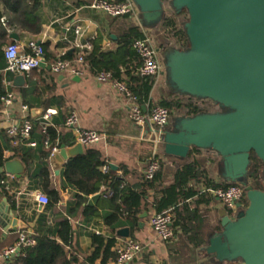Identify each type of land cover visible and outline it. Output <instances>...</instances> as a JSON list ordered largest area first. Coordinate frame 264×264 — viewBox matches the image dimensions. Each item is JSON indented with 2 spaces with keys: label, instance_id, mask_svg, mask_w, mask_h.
Instances as JSON below:
<instances>
[{
  "label": "water",
  "instance_id": "95a60500",
  "mask_svg": "<svg viewBox=\"0 0 264 264\" xmlns=\"http://www.w3.org/2000/svg\"><path fill=\"white\" fill-rule=\"evenodd\" d=\"M131 1L138 11L137 25L148 30L160 26L167 9L176 15L187 13L182 24L186 46H158L165 85L175 95L218 108L179 111L165 128L148 126L156 134V153L183 161L193 149L213 152L220 158L218 176L245 189L247 204H238L235 215L219 209L221 229L208 236L201 251L219 264H264V0ZM11 36L19 38L16 33ZM13 83L25 86L26 74L15 75ZM84 151L81 143L64 144L53 162L60 167ZM254 158L263 166L262 188L250 178ZM110 167L118 169L113 163ZM5 169L20 178L26 166L13 158ZM0 225L6 232L26 227L6 198L0 202ZM130 233L129 227L117 232L122 237Z\"/></svg>",
  "mask_w": 264,
  "mask_h": 264
},
{
  "label": "crops",
  "instance_id": "0c3cea01",
  "mask_svg": "<svg viewBox=\"0 0 264 264\" xmlns=\"http://www.w3.org/2000/svg\"><path fill=\"white\" fill-rule=\"evenodd\" d=\"M93 1L40 0L38 7L34 10L38 15L40 31L34 32L28 28H22L16 23L13 27L8 25L9 21L14 22V15L7 11L4 0H0V10L4 12L3 17L0 19V24L7 28L6 32L0 31L1 52H4L5 47L12 42L25 44L29 39H36L42 42L47 54L40 68L32 72L31 76L26 74L27 84L25 86L14 85L13 79L16 74L6 72L7 63L5 57L0 58V139L7 141V129L9 126L20 125L26 118L31 119L34 124V119H41L48 108H57L59 114L54 116L47 126L58 122L60 130L70 132L73 144H65V146L72 147L76 144V140L73 132L65 128V119L69 110H76L82 127L96 130L103 135V139L99 143L91 146L100 150L109 161V164L104 165L102 170L106 171L110 164L113 163L118 166L117 170H113L122 176L123 169L121 167L125 166L128 170L125 175L127 182L134 185L141 184L144 175H146L150 158L155 154L158 155L155 151L154 138L156 134L149 131L148 126L137 125L129 118V100L123 94H120L111 82H98V75L90 72H87L82 77L68 73L56 74L52 70V62L48 61L49 57L58 58L67 52L70 54L73 52L77 53L82 50V45L88 42L92 44V40L98 37H101L100 43L103 50L116 49L118 44L115 40L117 39V33L123 28L122 26L126 24L137 25V17H128L125 19L126 24H121L124 21L123 17H114L92 8L90 3ZM13 33L18 34L19 38H12L11 35ZM51 76H54L53 82L50 79ZM6 93L14 94L11 104H5L1 100V96ZM165 94L166 85L164 75H162L155 79L151 97L154 101H158ZM58 100L61 102V107L57 104ZM25 105L29 107L28 111L23 109ZM143 109L144 111H149L148 105L143 104ZM34 110L37 112L35 116L33 115ZM42 127L45 129L43 125ZM44 148L47 147L44 145ZM5 155L6 157H11L13 152L6 150ZM14 158L22 161L20 157ZM194 158L205 160V167L210 176L215 181L222 180L218 176L217 168L220 158L215 153L201 150L200 153H191L189 159ZM167 159H169L167 166L170 168V174L167 178L170 181L171 172L177 167V161L180 160L176 158ZM50 161L54 172L52 188L59 189L62 198L55 209L47 205L41 207L38 204L34 191L36 189L43 190L41 188L42 181L27 175L28 168L23 161L26 171L20 178L16 175L15 179L8 178L5 165L0 166V174H4L5 181L13 187L9 191L15 195L17 208L12 206L1 190L0 202L6 198L8 204L14 210V216L26 223L25 228L17 227L8 232L0 225L2 232L0 255L8 247L16 246L19 239L13 244L4 243L6 240L8 241L9 238L20 235L21 232L32 236L39 218L53 222L58 211L65 215L67 206L73 203L75 190L71 188L60 189L62 169L68 160L60 167L53 162L52 156ZM57 169H59V173H57ZM199 186L204 189V185L200 184ZM212 190L209 189L212 200L199 206L202 216L193 223L195 227H199L200 236H202L203 240L198 247H194L188 241L187 234L176 226H173L175 235L171 240H161L149 225V218L155 214L154 211L146 212L147 216L145 217H142L145 212L140 215L141 222L139 227L132 229L131 226L124 225L115 232H112L106 226L102 217H95L87 221L79 212L78 216L72 220L76 231L80 259L83 260L90 253V233L95 232L110 237L115 236L117 238V243L114 247L116 252L122 244L129 241H136L141 245L142 252L140 255L135 260L124 264H208L210 258L200 248L205 244L212 232L221 229L219 209L225 207V204L213 194ZM148 192L153 195L152 190L149 189ZM104 197L109 198L110 193H105ZM92 201L93 195L88 197V202ZM109 211V208H107L102 213L105 214ZM124 227L130 228L131 233L128 237H122L117 234L118 230ZM24 229L26 231H23ZM10 258H0V264H7ZM116 259L108 257L106 264H117ZM97 264H100V261Z\"/></svg>",
  "mask_w": 264,
  "mask_h": 264
},
{
  "label": "trees",
  "instance_id": "16d2710c",
  "mask_svg": "<svg viewBox=\"0 0 264 264\" xmlns=\"http://www.w3.org/2000/svg\"><path fill=\"white\" fill-rule=\"evenodd\" d=\"M39 1L4 0L7 11L14 15V22L9 21L8 25L13 27L16 23L30 31H40L38 15L34 11L38 7ZM3 15L4 12L0 10V19ZM172 15L173 17L178 16L174 13ZM117 17H123L124 21L121 24H124L125 19L129 16ZM122 27L115 40L118 44L116 49L103 50L100 43L101 37L92 40V50L83 56L84 61L88 64L87 72L94 75L110 73L113 80L126 83L138 96L140 103L142 105L147 104L149 108L154 105L165 106L172 116L181 111L183 107H187L186 112L190 114L199 111V107L193 102L184 106L182 99L187 97L171 93L167 86L166 94L160 100L154 101L151 92L155 78L141 75L139 71L141 59L133 47L134 41L143 38L145 33L155 34L158 40L163 38L164 41L158 45L160 47H165L170 43L184 47L183 44L179 43L181 38L186 40L183 29L177 26L174 20L169 21L168 18H165L160 26L154 30L144 29L135 24H126ZM6 29L0 24L1 32H6ZM162 31L166 33L164 34ZM170 37H175L176 41H167ZM81 54L82 50H79L77 53L70 54L67 52L61 57L74 61ZM0 58H4V52L1 50ZM56 59L57 57H49L48 61L53 63ZM32 72L28 76H31ZM50 79L53 82L54 76H51ZM187 99L192 101L190 98ZM57 104L61 107L59 100ZM58 125L59 123L56 122L54 125L46 126L43 129L41 119H34V128L30 140L37 142L36 148L28 146L24 140L15 143L16 141L14 142V139L9 135H7V141L0 139V166H4L8 160L14 157H20L27 165V175L42 181L41 188L49 197L47 206L54 209L60 204L62 198L60 190L52 188L54 181V172L50 161L52 148L54 146L61 148L64 144H73L70 132L60 130ZM46 139L50 145L44 148ZM6 150H11L13 155L6 157ZM200 152L201 150L193 149L192 154ZM154 157L159 161L160 169L151 179L144 175L143 182L137 185L127 182L125 175L128 170L125 166L121 167L123 169L122 176L110 167L106 171L102 170V167L109 164V161L100 150L91 146L86 147L82 154L69 159L62 169L60 189L71 188L75 190L73 203L67 206L65 215L58 211L53 222L39 218L32 235L35 244L21 247L7 264H97L98 261L100 264H106L108 257L116 259L118 253L114 247L117 238L95 232L90 233V253L83 260L80 259L76 231L72 220L78 216L79 212L87 221L95 217H102L106 226L115 232L124 225H129L132 229L139 227L140 215L144 212L162 213L169 210L173 214V226L179 227L183 233L187 234L188 241L194 247H198L203 240L200 236L199 227H195L193 223L202 216L199 206L212 200L209 189L227 187L233 183H227L223 180L215 181L205 167V160L198 158L177 161L178 165L171 172L172 177L169 181L167 178L170 174V168L167 166L169 159L166 160L156 154ZM262 171L261 161L254 158L250 178L254 186L258 188L263 187ZM4 181V174H0V190L12 206L17 208L15 195L6 188ZM200 184L204 185V189L199 186ZM149 189L153 191V195L149 194ZM107 192H112L109 198L104 197ZM91 195H93V201L88 202V197ZM244 204H247L246 199H244ZM107 208L110 211L105 214L102 213ZM18 236L11 237L4 243L13 244L19 239ZM1 240L2 232L0 229ZM208 264L219 263L210 259Z\"/></svg>",
  "mask_w": 264,
  "mask_h": 264
},
{
  "label": "built area",
  "instance_id": "2783aa9c",
  "mask_svg": "<svg viewBox=\"0 0 264 264\" xmlns=\"http://www.w3.org/2000/svg\"><path fill=\"white\" fill-rule=\"evenodd\" d=\"M91 7L102 11L108 15L137 17L138 11L131 0H94ZM36 39H29L25 44L20 42H12L5 47L4 57L7 63L6 72L13 74H29L35 69L41 67L45 61V49L41 42ZM134 49L141 59L139 71L143 76H151L159 78L164 75V65L158 45L154 42L153 37L149 33H145L143 38L136 39L133 44ZM82 54L77 60L71 61L58 57L52 63V70L56 74L68 73L73 76H84L88 70V64L84 61L83 56L88 54L93 45L88 42L81 46ZM97 81L101 83L111 82L114 88L123 94L129 100V118L137 125L142 127L151 126L153 128H165L171 120L169 109L162 105H154L149 111H144L143 105L140 103L138 96L130 89V87L121 81H114L110 73H101L97 76ZM14 99L13 93H6L1 96V100L5 104H11ZM25 111L29 110L27 105L23 106ZM59 114L57 108H48L41 117V123L44 128ZM34 124L31 119L26 118L20 125H11L7 129V133L14 139L15 143L24 140L28 146L36 147L37 142L30 140L31 132ZM65 128L73 132L76 143H81L84 147L92 146L99 143L103 139V135L93 129L84 128L81 125L79 114L76 110H69L65 119ZM44 145L49 147V141L46 139ZM60 151L58 146L52 148L51 156ZM160 169L159 161L153 156L148 162L146 175L149 179L153 178ZM7 177L15 179L13 173H8ZM6 188L12 190L13 187L7 182ZM213 194L218 197L228 209L231 215H235L240 209L238 204H244L246 199L245 189L240 184H231L227 187H219L212 190ZM110 195L112 192H109ZM34 196L38 204L43 207L49 202L48 195L41 189L34 191ZM149 225L155 234L163 241L171 240L175 235L173 227V214L167 210L162 213H155L149 218ZM35 239L25 232H21L16 246L8 247L1 255L2 259H9L14 256L21 247L33 246ZM142 252L141 245L136 241H129L122 244L117 250V264H124L135 260Z\"/></svg>",
  "mask_w": 264,
  "mask_h": 264
},
{
  "label": "rangeland",
  "instance_id": "374dc122",
  "mask_svg": "<svg viewBox=\"0 0 264 264\" xmlns=\"http://www.w3.org/2000/svg\"><path fill=\"white\" fill-rule=\"evenodd\" d=\"M173 13L167 9V12H166V18L170 20H174L176 23H177V26H179L180 28H182V24L185 20H187L188 16H187V13L186 12H183L181 13L180 15L176 16V17H173L172 15ZM166 30V29H165ZM163 32V31H162ZM164 34L166 33L165 31L163 32ZM157 35V34H156ZM151 36L153 37L154 39V42L157 44V45H160L162 41H164L163 38H161L160 40H158L155 36V34H151ZM167 41H172V42H175L176 41V38L175 37H170V39H168ZM180 44H183L184 46L187 44V41L185 39H180ZM183 103H184V106H187V104L193 102V104H196L200 110H210V111H214V110H217V107L215 105H213L212 103L210 102H207V101H197V100H194L192 99L189 100L187 98H183L182 99ZM187 107H183L181 109V111H187ZM187 113V112H186ZM190 114V113H188Z\"/></svg>",
  "mask_w": 264,
  "mask_h": 264
},
{
  "label": "flooded vegetation",
  "instance_id": "af4514ba",
  "mask_svg": "<svg viewBox=\"0 0 264 264\" xmlns=\"http://www.w3.org/2000/svg\"><path fill=\"white\" fill-rule=\"evenodd\" d=\"M218 109V108H217Z\"/></svg>",
  "mask_w": 264,
  "mask_h": 264
}]
</instances>
